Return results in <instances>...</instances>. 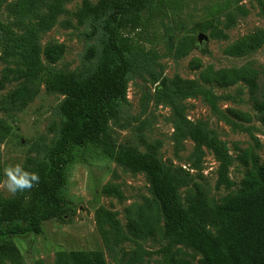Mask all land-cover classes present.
<instances>
[{
  "label": "trees",
  "instance_id": "trees-1",
  "mask_svg": "<svg viewBox=\"0 0 264 264\" xmlns=\"http://www.w3.org/2000/svg\"><path fill=\"white\" fill-rule=\"evenodd\" d=\"M68 0H0L10 20L0 21V89L12 81H20L17 88L6 95L10 109L26 105L39 90V82L49 92L63 96L56 112L60 119L58 132L46 159L28 158L25 171L39 175L38 185L5 197L0 194V264H25L20 249L12 239L15 235L39 233L42 223L63 218L66 213L64 191L68 167L73 161V148L86 144L100 146L113 162L132 172H144L149 180L153 198L126 208V232L115 211L100 206L95 211L97 230L105 246L119 245L124 240L167 241L162 247L163 264H264V162H259L251 148L241 149L238 161L247 167L240 186L219 201L212 196L205 182L194 181L182 169L164 165L157 147L145 141L138 131V139L146 146L139 151L130 145H116L109 132L110 120L118 118L119 103L126 94L127 76L131 70L129 54L138 50L135 41L147 30L156 14L167 15L165 6L174 7L179 0H82L74 12L79 23L105 16L104 33L100 40V55L93 71L83 77L60 70L49 64L64 54L61 42L42 47L39 33L51 29L57 17L67 12ZM263 8L262 0H255ZM223 8V7H222ZM148 9L143 18L141 12ZM220 8L212 12L217 13ZM228 23L233 22L228 15ZM211 29L212 36L223 37L213 29L211 19L197 25V30ZM136 31V32H135ZM134 32L137 39L130 35ZM144 38V37H143ZM264 43V29L247 33L228 44L223 52L243 57L255 52ZM193 36L176 45L177 56H185L195 46ZM86 57L95 56V46L86 50ZM45 57V61L42 59ZM192 69H199V80L206 84L230 86L238 82L247 86L249 100L257 118L264 125V83L259 67L252 62L240 66L214 68L203 66L199 59L191 61ZM179 96L201 93L214 107V96L198 86L193 79L175 76L168 84ZM240 118L246 114L240 113ZM53 128V130L57 127ZM10 123L0 118V139L11 132ZM178 135L190 137L198 150L209 148L219 163L216 187H230L228 176L230 157L225 146L199 125H191ZM3 165L0 163V181ZM185 187L183 197L179 190ZM107 192L118 191L106 189ZM183 245L200 255L194 257L172 246ZM140 252H146L141 249ZM137 251L130 250L122 258L123 264ZM140 257L141 253H137ZM54 264H107L99 249H58Z\"/></svg>",
  "mask_w": 264,
  "mask_h": 264
},
{
  "label": "rangeland",
  "instance_id": "rangeland-1",
  "mask_svg": "<svg viewBox=\"0 0 264 264\" xmlns=\"http://www.w3.org/2000/svg\"><path fill=\"white\" fill-rule=\"evenodd\" d=\"M81 2L68 0L64 5L67 12L57 17L51 29L39 33L42 47L52 42H61L65 47L63 56L49 64L50 67L73 73L78 78L89 75L95 68L105 31V16L81 23L77 21L74 12ZM217 8L219 11L212 15ZM163 9L168 10V14L159 13L151 18L147 30H141L142 38L135 41L139 51L129 54L131 70L127 76L126 94L119 103L118 118L109 122L111 140L116 145L135 146L144 152L146 146L138 139L140 131L147 143L156 145L164 165L182 169L194 181L205 182L214 199L219 201L237 190L247 170L237 159L241 149L251 148L258 161L264 162V125L256 116L244 83L230 86L202 83L199 69H192L191 61L199 59L204 67L211 65L214 68L252 62L259 70H264V43L243 57H232L223 52L228 44L247 33L264 29V6L262 8L255 0H179L176 6ZM148 14V9L141 12L143 18ZM229 14L232 23H228ZM206 19H211L213 29L221 30L224 36H212V28L197 30V25ZM9 20L5 5H2L0 21ZM200 33L207 39L196 43L185 56L175 54L174 49L183 38L193 36L196 40ZM130 35L137 39L134 32ZM91 45L95 46L96 54L89 59L85 53ZM42 59L45 61L44 55ZM3 66L0 61V72ZM175 76L193 79L199 87L211 91L214 107L201 93L188 97L173 93V87L168 83ZM163 81L168 84L167 90ZM261 81L264 83L262 73ZM19 84L20 81H12L0 89V118L12 127L11 132L0 139V163L3 165L0 194L5 197L13 195L4 187L6 168L17 164L23 167L28 158L46 159L58 132L60 117L56 109L63 98L59 93L47 91L39 82L38 92L26 105L10 109L6 95ZM240 113L246 117L240 118ZM191 125L201 126L225 146L230 157L228 176L233 182L230 187H216L219 163L211 150L205 146L198 150L190 137L178 135V130L186 131ZM106 189H116L119 194ZM185 189L179 190L181 197ZM64 197L66 213L63 218L44 221L39 233L12 236L25 264H54L58 249H99L107 264H123L121 257L133 250L141 255L133 253L131 264H163L161 250L167 241L128 239L119 245L105 246L97 230L95 211L103 206L115 211L126 232L127 206L153 198L144 172H132L111 161L95 144L75 146ZM141 249L146 252H140ZM176 249L192 255L195 263L200 258L183 245L172 246V251Z\"/></svg>",
  "mask_w": 264,
  "mask_h": 264
},
{
  "label": "clouds",
  "instance_id": "clouds-1",
  "mask_svg": "<svg viewBox=\"0 0 264 264\" xmlns=\"http://www.w3.org/2000/svg\"><path fill=\"white\" fill-rule=\"evenodd\" d=\"M4 174L6 177L4 187L13 195L25 189L33 188L40 181L37 173L25 171L19 164L6 168Z\"/></svg>",
  "mask_w": 264,
  "mask_h": 264
},
{
  "label": "water",
  "instance_id": "water-1",
  "mask_svg": "<svg viewBox=\"0 0 264 264\" xmlns=\"http://www.w3.org/2000/svg\"><path fill=\"white\" fill-rule=\"evenodd\" d=\"M202 39L206 40L207 37L202 33L198 34L196 37V43H201Z\"/></svg>",
  "mask_w": 264,
  "mask_h": 264
}]
</instances>
